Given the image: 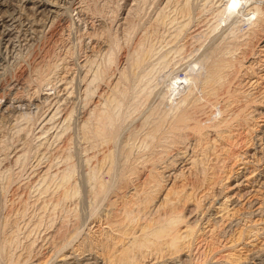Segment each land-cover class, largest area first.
Returning <instances> with one entry per match:
<instances>
[{
    "label": "bare ground",
    "instance_id": "6f19581e",
    "mask_svg": "<svg viewBox=\"0 0 264 264\" xmlns=\"http://www.w3.org/2000/svg\"><path fill=\"white\" fill-rule=\"evenodd\" d=\"M171 1L175 5L170 23H175V31L172 34L177 38L185 29L187 31L193 13L189 0L166 2L170 4ZM240 1L233 3L230 0L228 3L218 5L216 12L219 18L226 14L224 12L234 11L236 3ZM260 1H246V6L238 10L242 13L235 11L239 17H235L236 20L240 19V22L244 19L249 20L250 26L243 32H237L241 25L235 24L238 23L236 21L233 23L236 26L234 25L231 30L225 24L229 32L227 29H224L227 32L223 29L220 32L218 29L223 21L207 26L209 27L207 32L213 34L218 29L220 33L213 35L208 33L205 47L195 58L185 62L186 76L182 78L183 81H180L182 79L177 75L174 76L173 88L170 87L171 84L167 87V92H173L169 100L165 97L166 109H162V114L156 117L154 115L160 112L153 111V113L147 110L148 112L139 118V123L137 122L128 131L125 127L127 132L118 125L119 117H122L119 116L120 106L124 104L123 97L127 94V87L124 88L122 82L128 79L127 71L123 70L118 80L108 81L106 87L101 88L102 92L96 96L90 94L93 90L91 85L97 80L100 81L101 77L105 76L104 72L94 74L91 80L83 78V83L80 84L81 104L77 103L81 105V110L77 125L75 124V132L73 135L65 136L66 138L54 151L56 157L62 156L64 166L62 165L61 170L52 173L51 169L54 165H46L39 177L44 181L51 179L52 182L53 177L58 180L55 182L56 186L53 185L58 192L57 202L73 201L81 197L80 206L84 208V215H87H83L84 218L88 217L90 222H103L104 225L101 223L102 226L100 225L95 231L84 234L80 228V225H83V221L80 220L83 213L78 214L81 217H78L79 224H76L78 227L75 228L77 231L71 233L68 244H72L70 247L76 246V250L78 252L80 250V255L87 250L97 253L91 258H82L86 261L85 264H100L102 262L100 259L104 264H141L148 258L156 259V262L159 259H166L163 264H184L181 260L183 252L187 254V258L189 257L188 262L193 261L192 253L203 240L206 241L212 254L209 255L208 251H204L201 260L197 259L200 261L197 264H222L219 261L213 262L216 256L214 253L217 254L215 250L221 246V251L234 250L244 243L264 240V122H261L264 120L260 119L264 114L256 112L264 102V2ZM26 2L32 4L31 9L35 14H41L57 3L50 0H26ZM10 5L12 0H0L1 46L11 33L7 25L8 16L13 15L12 12L9 14ZM165 16L160 13L155 19V24L166 22ZM57 33L58 31H55L50 35L55 37ZM143 43L135 47H141L144 51ZM183 46L173 48L177 51L174 52L179 54L185 49ZM136 51L134 50L137 57H133L135 59L132 64L140 68L144 59L150 57L145 56L149 51L147 48L143 55L140 51L138 53ZM168 53H165L166 56ZM36 55L31 67H35L36 70L43 65L47 66V55L40 53ZM166 56L162 58L167 59ZM166 59L164 62L161 60L163 64ZM169 64L167 63L168 66ZM192 64H195V67H191ZM134 67L132 66L131 70L134 71ZM196 67L199 74L193 73ZM26 75V71L23 70L8 84L13 87L16 82L25 81ZM38 75L40 84L51 81L40 69ZM70 82L69 78H63L65 89ZM8 92L7 95L12 94L13 88ZM58 109L59 107H53L45 112L44 120L40 123L41 128L45 129L57 118ZM65 111L59 114V122L63 126L66 123L69 126L75 110L70 108ZM256 114L261 115L256 116ZM65 129L63 128L64 132ZM73 144L80 150L79 155L77 154L79 163L74 161L71 155ZM134 151L135 156H133ZM21 154L19 155L18 152L16 160L20 159ZM188 165L189 168L185 170ZM76 172H79L78 177L75 175ZM229 181L236 183L232 187L227 184ZM168 182H173V185L162 197L163 192L168 188ZM245 185L252 189L247 191V194H242L239 190ZM45 186L44 190L48 192L51 185L46 182ZM191 204H194L195 208L193 210L188 208L190 210L188 215L187 206ZM74 208H77L75 204L72 209ZM192 216L196 217L191 222L189 217ZM6 241L5 243L0 241V259L1 256L5 257ZM8 241L11 243L9 238ZM263 250L261 246V250L255 251L251 257L244 259L239 257L231 262L264 264ZM71 256H67V261L64 259L63 261L68 264L74 263ZM5 261L6 264H18L10 256Z\"/></svg>",
    "mask_w": 264,
    "mask_h": 264
},
{
    "label": "rangeland",
    "instance_id": "374dc122",
    "mask_svg": "<svg viewBox=\"0 0 264 264\" xmlns=\"http://www.w3.org/2000/svg\"><path fill=\"white\" fill-rule=\"evenodd\" d=\"M50 1L57 3L53 7L50 6V9L45 10L43 13L35 14L31 9V3L28 4L26 0H12L9 14L12 12L13 15L7 18L8 29L10 27L9 30L11 33L5 38L3 41L4 43L2 42V46L0 44V226H2L0 227V241L5 243L7 240L6 242L8 243V245H6L7 243L4 244L6 246L4 247V250H6L4 253L6 254L4 255L5 257L1 256V258L6 260L9 256L13 257L15 263L18 264H68L64 261H67V256L72 255V260H74L72 264H85L86 261L82 258H91L96 256L97 253L87 250L84 252L85 254L83 253L80 255V250L78 252L76 246L73 245L70 247L72 244H68L69 239H71L69 236L77 231L75 228H77L79 224L78 217L82 216L80 220L83 221V223L81 221L83 225H80V228L84 234L95 231L100 225L102 226L103 222H90L91 220H89L88 217L84 218V216L87 215H84V208L82 205L80 206L81 197L73 201H58V203V192L56 191V187L54 188L57 184L55 182L58 180L56 181L53 177L52 182L51 179H46L44 181L39 177L41 175L40 172L46 165H54L51 169L52 173L61 170L64 166L62 156L59 155L60 158L59 156L56 157L54 151L66 137L73 135L75 132V124L77 125L76 122L79 118V111L81 110V105L78 104H81L80 84L83 83V78L86 77L87 80H91L94 74L101 71L104 72L103 74H105V76L101 77L102 79L100 81L95 80L96 82L91 85V89L93 90L90 89V94L91 96L92 94L96 96L99 92H102L100 91L102 90L101 88L106 87L108 81L112 82L111 80H118L121 76L119 74H121L123 70L124 72L127 71L128 79L125 80L126 83L124 81L122 82L123 87H127L126 95H128V97L126 95L123 97L124 104L122 103L123 105L120 106L121 109L119 110V116L122 117H119L118 124L121 128L123 127V130H125L126 127L128 131L133 125H136L137 122L139 123V118L142 117L145 112H160V114L154 115L155 117L156 115L160 116L163 112L162 109H166V100L173 92H167L168 85L170 86L171 84L170 87L173 88V83L175 81L173 79L176 75L181 79L185 78V62H189L192 58H195L207 44L208 38L206 36L211 34L206 31L209 28L207 26L216 25L223 21L219 24L221 28L218 25V29L222 32L221 29H223V31L227 29L228 31V28L231 30L234 28L235 24L239 25L240 23L241 27L237 32L245 31L250 26L249 20L244 19L246 21L242 20L243 22H240V19L236 20L235 17H238L236 12H241L238 10H242V7L246 6V1L248 2L249 0H242L243 2L239 0L240 2L236 3V9L231 11V13L229 11L230 14L224 12V14H226L223 15L224 17L222 16L223 18L221 17L222 19L219 18L216 12L218 5L228 3L230 0L227 2L226 0H189L193 13V18H191L192 22L189 24L187 31L185 29L177 38L172 34L175 31V23H172L173 25L170 23V18L173 16V5H175L173 1H171L170 4L166 2L167 0ZM237 1L238 0H232L233 3ZM261 1L264 2V0ZM160 13L167 16H165L166 22L155 24V19ZM215 16L217 18H215ZM214 21H216L215 24ZM218 21L220 22L217 23ZM235 21L238 23H235ZM233 23L235 24L233 25ZM225 24L228 25V28ZM232 25L233 27H231ZM218 29L216 32H213V34L220 33ZM55 31H58V35L55 37L51 36ZM234 31H236V29ZM191 35L194 37H191ZM140 41L141 43L144 42L142 44V46H144L142 47L144 51H147V48L149 52L151 51L150 53L148 52L149 55L145 54L146 51L144 52L141 47H135V45L138 46V44L141 46ZM182 46L185 49H182V52L180 51L179 54H176L174 52L176 50H173V48H182ZM135 48H137V51ZM134 50L137 53L140 51L142 55H147L146 57L150 56V59H144L140 68L134 67L132 64V61H134L133 59H135L133 57H137ZM168 52H170V54ZM39 53L41 55H47V66L43 65V67L38 68L44 72L45 77L51 80L49 83L40 84V77H38L39 69L36 68L35 70V67L32 68L33 59L37 56L36 54ZM165 53L169 55L167 54L166 56ZM163 56L167 57V59L164 57L166 59L165 64H163L165 60L162 58ZM171 58H174V60ZM166 62L171 65L169 64L168 66ZM192 65L191 67H195V64ZM132 66L135 68V72L131 70ZM98 69L99 71H97ZM195 69L193 73L199 74L198 67ZM20 70L26 71V79L25 81L16 82L12 87V85L8 83L21 72ZM65 77L71 80V82L67 84L66 89L63 84V78ZM183 79L180 81H183ZM10 88H13L14 94L7 95ZM263 104L261 105L262 107L259 106L256 111L262 113V115L264 114ZM53 107H59V114H63V111L66 112L65 110L70 108L75 110L69 121V126H67V123L63 126V124L59 122L60 120L58 117L60 115L58 114V119L55 118L54 121L48 124V127H46L47 129L40 127V123L44 120L45 112ZM260 115L261 114H256V116ZM122 118H124V120ZM260 119L264 120V117H260ZM63 128L68 129H65L66 132H64ZM42 129L45 132H43ZM126 130L125 132H127ZM57 133L63 135H56ZM78 148L73 144L71 155L74 161L79 163L77 154L79 155L78 152L80 150ZM18 152L19 155L22 154L20 159L16 160L18 159ZM136 152L133 156L136 155ZM88 153L90 154V151H88ZM188 168L189 165L185 170ZM75 175L78 177L79 172H76ZM46 182L48 185H51L48 192L44 190ZM235 183L236 181H229L227 184L233 187ZM172 185L173 182H168V188L165 189V193L163 192L162 197L165 196ZM246 186L247 185L241 187V190H239L242 194H247V191H251L252 188ZM53 191L56 192L54 193ZM237 191L238 190H235V192ZM244 202L246 203L247 199ZM74 204L77 207L74 208L76 212L72 209ZM188 206L187 209L189 208L190 210L195 208L194 204ZM189 209L186 210V214L188 215L190 212ZM80 213L83 214L80 216L78 215ZM195 217L196 216H192V218L189 217L190 221L192 222ZM86 221H88L87 224ZM5 223L7 225H5ZM8 238L11 240V243H9ZM208 240L210 239L208 238ZM65 245H69V247H65ZM7 246H9V248ZM228 246H230V244H228ZM261 246L264 248L263 239L251 242L250 244L244 243L234 250L221 251V246L215 250L217 254L214 253L215 251L213 252L214 255H216L213 262L217 263L219 261V263L222 264H239V261L234 263L231 261L237 260L239 257H241V259L251 257L255 251L261 250ZM209 249L206 241L203 240L193 251L194 253H192L193 255L191 258H194L193 261L188 262L189 257H186L187 254L185 255V252H183L181 260L184 261V264L187 262V264H190V262L197 264L200 262L197 259L200 258L201 260L204 251H208L207 253L209 255L212 254ZM228 255L232 256L228 257ZM97 256H99V254ZM191 258L190 260H192ZM2 259H0V264H6V261ZM151 259L152 258H148L146 259L147 261L143 260L144 262L142 261L141 264H163L166 261V259H159L156 262V259ZM100 262L104 264L101 259ZM242 262L244 261H241V263Z\"/></svg>",
    "mask_w": 264,
    "mask_h": 264
}]
</instances>
